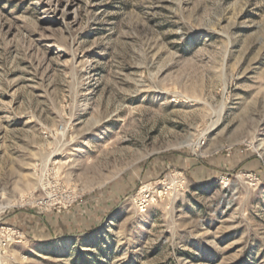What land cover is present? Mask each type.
Returning <instances> with one entry per match:
<instances>
[{
	"label": "rangeland",
	"instance_id": "obj_1",
	"mask_svg": "<svg viewBox=\"0 0 264 264\" xmlns=\"http://www.w3.org/2000/svg\"><path fill=\"white\" fill-rule=\"evenodd\" d=\"M0 264H264V0H0Z\"/></svg>",
	"mask_w": 264,
	"mask_h": 264
},
{
	"label": "bare ground",
	"instance_id": "obj_2",
	"mask_svg": "<svg viewBox=\"0 0 264 264\" xmlns=\"http://www.w3.org/2000/svg\"><path fill=\"white\" fill-rule=\"evenodd\" d=\"M6 207L7 205H0V211H3Z\"/></svg>",
	"mask_w": 264,
	"mask_h": 264
}]
</instances>
